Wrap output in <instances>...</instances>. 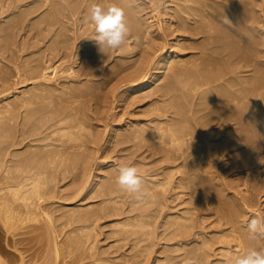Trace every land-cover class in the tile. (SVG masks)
I'll list each match as a JSON object with an SVG mask.
<instances>
[{"label": "rangeland", "instance_id": "374dc122", "mask_svg": "<svg viewBox=\"0 0 264 264\" xmlns=\"http://www.w3.org/2000/svg\"><path fill=\"white\" fill-rule=\"evenodd\" d=\"M12 1L14 2V4H17L18 6L20 5L18 8H14V10H16V11H18L20 9H24V8L26 9L27 7H33V6H35V7L38 6L37 7L38 10L36 9L30 15H28L26 20L24 21V23H22V25L15 26V27H13V29L12 28L7 29L6 27H7L9 22L8 23H6V22L8 20H10V18L12 17V14H13V9L8 8L7 5L9 3L11 4ZM30 1H32V0H18V1L17 0H0V5L3 6V8L0 7L2 10V12L0 11V26H2L0 28V106H3V108H4L5 105H7L6 102H9V104L11 103L9 106L13 107L14 109L18 108V109H16L18 112V116L16 117V119L20 122L19 123L20 125H21L20 120L22 119V117L25 114H28L29 116L31 115L32 117L28 116L29 122L31 123L30 126L33 125L32 122H34V125H36V126L33 125L35 128V129L33 128L34 130L30 129L28 127L30 129V135H29L28 139L30 138L29 140H33L35 138V136L38 137L41 135V137H42L43 134H46L42 137V139H43L42 141L45 144L49 143L50 145L49 146L47 145L48 147L47 146L42 147V145L44 143L41 141V139H39L41 142L39 140L37 141V139L33 140V142L35 144H37V145L32 146L34 148L27 147V146L22 147L23 144L21 146L20 145H18V146L11 145L9 143V142H11L10 134L11 135L13 134V131L15 130L14 127L17 126L16 120L14 121L11 119V116H12V113H11L12 108H11L8 112H3V114L0 113V151H1L0 152V157H1L0 160H4V161L6 160L7 161L5 163L7 165L3 164L2 168H4V166L5 167L8 166V167H6L8 169V171H12L13 167H11L12 166L11 161L9 162V160H11L10 158L13 157L12 152H13V154H15L20 149L18 151V153H16V154H20L19 152L23 153L26 150L28 151V148H29V150L31 149V150L35 151V154H37L36 160L34 161L33 164H37V165L41 166L42 168H46V172H45L44 176L46 178V192H47L46 197H48V204L53 209L55 207L58 208L57 210H53V209L51 210L52 215L53 216L55 215V217H53V218L56 219V225H58V227L63 225V229H62L63 231H60V237H59L60 241L62 242L61 243L62 247H61L60 255L58 257L57 264H72V262L74 260H76V258L78 259L81 256L82 257L85 256V257H83L84 259L80 263L90 261V258H88L86 256V254H88V253H90L91 256L93 255L94 258L98 257V259L102 260L104 263H108V262H106L107 260L111 261V262H109L110 264H119V263L123 264L124 262H126V260H127V262L124 264H133L134 259L136 260V261H134V263H137V260H140V262L139 261L138 262L141 264H162V263L163 264H169L170 262L172 264H181V263L182 264H189L188 261L185 262V260L181 259L182 256H180L181 258L179 256L178 257L176 256L180 253H183V250L177 248V246L176 247L173 246L174 240L170 237V232L173 229H175V225H176L175 220H174L175 215L177 213H181V211L183 212V209H185V207H186L185 205L188 206V204L185 202H184L185 204H183V203L179 204L180 200L181 199L186 200L188 197H191L194 199H199L202 196V193H204L203 195H205V197H207L205 200H208L209 198H210L209 200L213 199L212 204L209 205L210 207L207 206L206 207L207 210H204V211H206L208 213L210 211V209H211L210 212L218 209V211L220 210L219 211L220 213H218V214L224 215V213H226L225 212L226 210H224L222 207L223 202L221 199L224 198L227 194L232 193V191H234V189L239 191L241 187L244 188V186H242L243 184L241 182L245 178V177L243 178V176H245V174L244 173L242 174V172H243V170L245 172L246 169H248V171H249V173L246 172L249 174L246 177H247V179L248 178L252 179L250 181H252L251 183H253L252 184L253 186L255 185L254 188L256 189V193L258 194L257 190L259 192L261 191L262 193L260 192L258 194L259 200H257L258 203L255 204L258 206H256V207L254 206V208L249 206L248 209L247 208L244 209L246 211H244L243 213H242V211H243V208H242V211H240L241 215H242L240 217V219L244 218L246 220V224H247L249 222L250 218H252L253 216H258V215L261 217H262V215L264 216V142H263L264 140L261 141L262 137L264 138V135H263L264 134V120L261 121L262 119H264L263 118L264 116L261 117V116H259L260 114H256V113H252L248 116V120L249 119L250 120L249 121L247 120L249 122L247 124V127L237 125L236 130H235L236 132H238L240 130L239 132H241L242 135L249 136V139H250L249 142H251L254 145L252 146L251 143L245 142L244 140H242L243 141L242 143L241 142L238 143V145L236 146V149L238 152L235 155V152H236L235 151L233 153V156L234 155L235 156L232 157V159H234V160H232V159H230V161L228 160L229 164H227V165L225 164V162H224L225 165H223V162H220L216 168L220 172H218L216 169H213V171L216 170V172L218 174V175L216 174L217 176L214 173H213V175L211 174L210 176H207V177L203 176L202 177L203 179L201 178V180L200 179L198 180L199 182L197 181L198 184L201 182L200 183L201 186H199L200 184L198 185L196 183V184H194V186H196V187H194V186H193V188L191 187L192 189L201 187L202 188V189L200 188L201 190L195 189L194 190L195 192H194L191 188L190 189L185 188V190H184V188L183 189L182 188H180V189L176 188V189H173V191L171 193L169 191L171 187H170L169 183H167V184H165V186H167V187L169 186V187H168V189H166L167 187H164V189H166V191L163 190L164 193H162L163 191H161V188H159V187H158L159 189L156 188V191L160 190L158 192L160 195H161V193L163 194V195H161L162 198L160 195H159L160 198L157 196L160 200V203L156 197H153L150 199L148 194H146L147 197L143 198L144 200L142 199V201L139 200L138 201L139 203L135 202V203H138L135 206L133 201H137V200H135L133 198V196L129 197V196H131V195H129V193H126V192L120 190L117 183H116V179L119 176V174H118L119 168L121 166H130V165L137 166L139 173L141 175V179L144 178L142 183H145L144 181H146V184H147L149 182V180H156L157 178L160 180L164 177V174L166 173V171L163 168H164L166 162L164 164V159L161 156L162 155L161 152H154L155 149L154 148L152 149V147L154 146L153 140L151 141V139L150 140L148 139L145 142H142V144H140L139 147L136 149L135 147L132 148V145L134 144L132 141H127L126 143L125 142L119 143V145H117L118 143L113 142V140L114 141L116 140V137L114 139V138H112V136L114 135V133L116 134V132L118 133L121 130H124V129H127V128L134 126L135 122L136 123L140 122V124H141V122H143L144 124H147L146 123V122H148L147 120H149V122L151 124L154 122L153 125L155 123L161 122L162 120H163L162 121L163 123L161 122L162 126L164 125V123L166 125V120H167L169 125L172 124L171 127L173 125H176V123L177 124L181 123L183 125H187V121L179 119L177 114H175L174 112H175V110L176 111L178 110V106H180L182 108V111H184V107H182L183 106L182 102H184L183 96L185 93V89L183 86L185 84V81H183V79L186 80L189 71H191L194 68V65L199 61V60L196 61V59H198V56L200 55V53L197 49H195V48L192 49V47L191 48L190 47H184L183 48V44H185L186 42H188V43H186L187 45L200 43L202 41L201 40V38L203 36L202 34H200V33H198L200 35L193 34L196 37H194V36L191 37L192 36L191 35V36H189V37H191L190 38L191 40L186 41V42L185 41H179V43H177V45L173 47L174 50H173L172 54H170V56L169 55L167 56V58L169 57L168 59L170 61V60H174L173 59V55H174V57L176 56L175 60H178L179 62L177 64L175 63V66L173 64L172 67H171V63L162 64V68H160L158 70L159 72L156 75L155 80L149 86H144L139 90L133 91L132 93L131 92L127 93V92H125V89H127L126 87H128L129 84L126 85L125 81L129 80V78H130L129 81H132V80L136 79L134 77H137V74L139 71V64L141 62L140 58L142 60V54H143V52H142L143 49L141 47H143L144 44L142 45V42L145 43L147 41V38L149 37L147 34H143V35H141V37H140V35H138V36L133 35V36L128 37L130 39L126 38L127 40H125L124 42L129 41L128 43L130 46H128V48L122 50L125 53L120 52L119 50L117 51V49H115L116 51L114 49H109L110 51L108 49H104L103 51H101L100 46H99V48H98L99 50L97 52L96 58L93 60L94 63L86 62V58L84 57L85 53H83V51L85 49L84 47L88 46V45L94 46V44L96 43L92 39V36H94V35H92L91 37L89 36L92 32L91 31L92 23L88 22V19H89L88 15H87L88 9L91 7V5L93 3H96L100 7L104 8L105 11H107V9L112 6V3L109 5V2H108V3H106V5H107L106 6L105 3L98 2L96 0H89L88 2H87V0H84V1L83 0H81V1L80 0H73V1L72 0H66L67 2L65 0H41V1L38 0V2H35V3L31 2L32 4L29 3ZM64 1H65V3H64ZM155 1L161 2L162 0H160V1L155 0ZM133 3H134V5H136L135 7H137L136 9L138 10V12L136 9H135L136 11L135 10L132 11V17L136 14V16H134L133 18L135 20L137 19L138 22H139V20H140V22H142L140 24H141V27L143 26L144 30L146 29L145 26H148L149 24H151V21H152V23H153V21L154 22L156 21V19H155L156 17H152V14L158 16L160 19L163 18L162 20H164V19L174 20L175 17L173 15H175L176 12H178V11H174L175 9H177V6H175V4L169 0L167 2L162 1L161 5L159 7V10H158V12H160V13L153 12L154 10H152L151 6H149L150 5L149 0H138V1L136 0ZM137 3H138V5H137ZM5 4H6V6H4ZM65 4H67V5H65ZM11 6H13V4H11ZM85 6H87V7H85ZM5 7H7V8H5ZM68 8H70V10ZM86 8H87V10H86ZM6 9H8V10H6ZM73 11H76V13ZM171 13H173V14H171ZM73 14L75 15L74 17L72 16ZM49 17H50V19H49ZM141 18H143V19L141 20ZM42 19L46 20V21H43ZM145 19H146V21H145ZM144 23H145V25H143ZM5 24H6V26H5ZM89 29H90V31H87ZM74 32H76V33H74ZM80 32H81V34H80ZM82 32H83V34L84 33L85 34L83 35ZM88 33H90V34H88ZM180 33H182V32H180ZM143 36L145 38V41H144ZM74 37H76V38H74ZM61 38H62V40H61ZM142 38H143V40H142ZM195 38H198V39L200 38V39L197 40ZM63 40H64V42H63ZM61 42L63 45L61 44ZM53 43H54V45L52 46ZM138 43H139V45H138ZM81 45L83 46V48L81 47ZM96 46L98 47L97 44H95V47ZM51 47H53V48H51ZM104 51H105V53H104ZM126 51H128L129 54H127ZM182 55H184V56H182ZM84 62L86 64H84ZM88 63H89V65H88ZM15 64H17V65H15ZM93 64L95 67L93 66ZM34 66H35L37 72L43 71L48 77L51 78L50 84L53 86V88H57V87L58 88H57V90L55 89L56 92L54 90V92H53L54 95L52 93L51 96L48 97L50 100H52L51 102L49 101V99L47 97H45V99L44 98H36V99L33 98L32 102L30 103V107H29V105H27V107L30 108V112H29V109L26 108L25 106H23L19 110V107H21V106H19V104L15 101L18 99H21V97L26 98L27 93H25V92H28V97H29L30 96L29 94L32 93L33 91H35V89L33 87H31V86H34L35 83H34V81L29 80V81H26V82L24 81L22 83L14 85L13 82L15 80L23 81V77H24V76H22L23 71L24 70L28 71L29 69L31 70ZM137 66H138V68H137ZM38 69H39V71H38ZM90 70L93 71L92 74H90V73L88 74V71H90ZM133 73H135V74H133ZM131 77H133V78L131 79ZM21 78H22V80H21ZM187 80H186V82H187ZM80 81H81L82 85L79 86ZM35 82L36 83L40 82V79H38V81L35 80ZM8 85L10 87L11 86L12 87L9 88ZM64 85H66V87ZM6 87L9 89H6ZM88 87H89V89H88ZM95 87H97L98 90H96L97 88L94 89ZM27 88H30V89H27ZM154 88L159 90V91H156L157 92V93H155L156 95L155 94H153V95L147 94V96L149 98V99H147V97H145L146 96L145 94L149 93L150 90H152V89H153L152 91H154ZM93 89L95 90V92ZM179 89H180L181 93L183 92V94H182L183 96H180L181 94H179V91L177 92V90H179ZM36 91L38 92V90H36ZM85 92H86V94H85ZM160 92H161V94H160ZM124 93H125V97H124ZM133 94H135V95L133 96ZM157 94L160 96H158ZM16 95L17 96L20 95V96H18V99H17ZM72 95H73V98L71 97ZM89 96H91V97H89ZM142 96H144V97L142 98ZM149 96L150 97L153 96L151 98L153 101L150 99ZM178 96H180V97H178ZM46 98L48 99V101ZM134 98L135 99L138 98V101H137V99L134 100ZM140 98H142V99L140 100ZM180 98H182V99H180ZM34 99H35V102H34ZM73 99H76V102L75 101L73 102ZM112 99H113V102H115L114 106L112 105L113 104ZM180 100H182V102ZM255 100L257 101V105L261 104L264 106V104H263L264 101H261L263 103H260L259 99H255ZM39 101H40V103H38ZM171 101H173V102L171 103ZM47 102H50L49 105ZM32 104H33V107H31ZM42 104H43V106H42ZM170 104H171V107L174 108L175 110L171 109ZM175 104H178V105L176 106ZM41 106L42 107L45 106L46 108H42ZM167 106H168V109H167ZM162 107H163V110H165L166 112L162 110ZM25 108L28 109V113L23 111V110H26ZM35 108L37 111H35ZM37 108H39V109H37ZM43 109H45V111H43ZM172 110H173V114H171ZM33 111H35V113ZM39 111H42V112H39ZM31 112H32V114H31ZM37 112H39L38 115H37ZM34 114H35V116H34ZM157 115H160V116H158V117H160V119L157 118ZM40 116H42L43 119ZM64 117H65V120L61 121L58 124V127H61V126L63 127V126H67L71 123L72 124L76 123L77 121H82V122H84L83 123L84 125L86 123V125L90 126L91 130L93 128L94 132H93V130H92V132L94 134L97 133V134H95V138L96 137L98 138V135L101 136L100 138L96 139V140H99L98 142H100V143H98V144L90 143L88 141V139H86L87 134L84 130L78 131V129H77V130H75L76 131L75 132L73 129V130H71L72 134H74V135L83 134V135L80 136V138L74 143V144H76V143H78V144L74 145L73 148H68L67 146L73 142L72 140H69V142L66 141L68 139V136H67L68 134L66 136L62 132H56V133L52 134L50 132L52 129L48 128L46 130L45 126H44V125H46V127H48L53 122V120H56L57 118L64 119ZM32 118H33V120H32ZM34 118L36 121L34 120ZM162 118H164L165 120ZM175 118H176V120H180V121H176ZM51 119H52V121H51ZM38 120H40L41 122H39ZM45 121H47V122H45ZM144 121H146V122H144ZM183 121H185V122L183 123ZM143 123H142V125H143ZM150 123H149V125H151ZM89 124H91V125H89ZM20 125L18 127H16V129L17 128L20 129ZM249 125H250V127H249ZM239 127L240 128L242 127V128L240 129ZM10 128H11V130H10ZM37 128H38V131H37ZM237 128H239V130H237ZM43 129H45V130H43ZM116 129L118 131H116ZM61 134H62V136L63 135L64 136L62 137ZM110 134H111V136H110ZM259 136H260V138H259ZM45 138H46V140H45ZM108 138L110 140H108ZM253 138H255V139H253ZM257 139H259L260 141L259 140L257 141ZM1 140H3L4 142H2ZM254 140H255V143H254ZM35 141H37V142H35ZM64 141H65V143L67 142L66 145L62 144V146H61V144H60V146H59V143H64ZM83 141H84V145H83V149H82L80 144L83 143ZM33 142L31 141L30 143H32V145H33L34 144ZM148 142H150V143H148ZM257 142H259V143L257 144ZM260 142L262 143V147H261ZM120 144H121V146H120ZM248 144H250V146H251L250 148H249ZM77 145H78V147L79 146L80 147L79 148L75 147ZM94 145H95V147H94ZM147 145H148L149 149L147 148ZM35 146H37V147H35ZM85 146H87V147H85ZM91 146H92V149H91ZM16 147H20V148H18L16 150L15 149ZM57 147L60 149H58ZM22 148L26 149V150L23 151ZM133 149H136V151L135 150L133 151ZM70 151H72V152H70ZM88 151H90V153ZM47 152H49L48 156H46ZM64 152H65V154H63ZM128 152H130V153L128 154ZM50 153H51V155H50ZM55 153H57V156H56L57 158L53 157V156H55ZM80 153H82V154H80ZM61 154H63V155H61ZM85 154H89V156L91 154V156H92V158L90 157L92 159V161L89 158V160L91 161V166H93L92 172H91V176L89 178L88 188L83 192L82 195L76 196V192H74V187L76 185L74 186V184H77L78 180L83 177L81 175L82 173L79 174L80 172H78V170L82 171L80 168L81 167L80 166V159L82 157H84ZM237 154H241V155H237ZM242 154H243V156H242ZM42 155H44V159L42 158ZM247 155L249 157V161L251 162L252 166L249 165V163H250L249 161L241 162V160H239L242 157L247 156ZM45 156H46V158H45ZM58 156H60V157H58ZM237 156H238V158H237ZM52 157H53L52 160H54L52 162L53 164L52 165L47 164V162L50 161ZM251 157H252V159L250 160ZM47 159H49V160L47 161ZM253 160H254L255 164L252 163ZM137 161L140 163V165L136 164ZM228 161H227V163H228ZM235 161H237V162H235ZM230 162H231V164H230ZM44 164L47 166H45ZM234 164H238V165L235 166ZM239 164H241V165L239 166ZM246 164H248L249 166L247 167ZM261 164L263 167L261 166ZM161 166H163V167H161ZM237 166H238V168H237ZM241 166H242V169L240 170L239 167H241ZM245 166H246V168H244ZM258 166H259V169H258ZM9 167H11V168H9ZM64 167H67V168L65 169ZM232 167H235L236 169L232 168ZM2 168L0 169L1 170L0 175L2 173ZM55 168L57 171H55ZM60 168H63V169H60ZM60 170H62V171L65 170V171L62 172ZM221 170H223V172H221ZM238 170L240 172L241 171L242 172L239 173ZM236 171H238V172L236 173ZM60 172L62 174L63 173L64 174L62 175ZM116 172H118V173H116ZM219 173L222 174L221 178L223 177L224 180H222V179H220L221 181L219 180V177H220ZM115 174L117 176H114ZM211 176H213V178ZM210 177L212 178V180H210ZM214 179L217 183L214 181ZM237 179H238V181L240 179L241 180L238 182ZM47 180H50V182L48 183ZM204 180H206L208 183L205 182ZM222 181L227 184V189H225L227 192L226 191L223 192V191H221V189H217V187H212L213 184H215V185L221 184ZM204 182H205V185H204ZM211 182H212V184H211ZM235 182L237 184H240L241 187H238V186L236 187L237 184ZM149 183H148V186H151L152 184L151 183L149 184ZM224 183H222V184H224ZM229 183L231 186H229ZM209 184H210L212 189L210 188ZM233 184L234 185L236 184V185L234 186ZM207 185H208V187H206ZM202 186L204 187V189ZM229 187H231V188H229ZM233 187H234L233 190H229V189H232ZM214 188H216V189H214ZM167 190L169 192L168 196L166 193ZM180 190H181V192L184 191V193L182 194L181 192H179ZM212 190H214V192H216V193H214ZM216 190H219L220 193H219V191L217 192ZM185 191L186 192L191 191V193L185 194ZM209 191H211V192L209 193ZM74 193H75V195H74ZM109 193H110V196H108V198H107V195ZM173 193L174 194L177 193L180 200L178 198L175 199V197H177V196H175ZM212 194H214V195H212ZM215 194H216V197H215ZM218 194H219V196H218ZM257 194H255L256 198L258 196ZM73 195H74V197H73ZM182 195H184V196L182 197ZM188 195H190V196H188ZM64 197L65 198L69 197V198H68V200L66 199L67 200L66 201L64 199ZM170 197H172V198L170 199ZM218 197H219V200H218ZM72 198H73V200H72ZM104 198L105 199L107 198L108 200L105 201ZM131 198H133V199H131ZM163 198L165 200H162ZM174 199L175 200L178 199V200L174 201ZM260 199H261V201H260ZM130 200H132V201L130 202ZM108 201H109V203H108ZM153 201H155V202H153ZM145 202H147V203H145ZM162 202L163 203L165 202L168 206H170L171 209L166 204L164 205ZM173 202H174V204H173ZM131 203H133V204H131ZM216 204H217V206H216ZM213 205L216 207H213ZM218 205H220V206H218ZM174 206H175V209H174ZM141 207H143V209ZM211 207H213V208H211ZM179 208L181 209V211H179ZM214 208H216V209H214ZM250 208L252 210H250ZM176 209H178V210H176ZM254 209H255V212H254ZM221 211H223V213H221ZM256 211H257V213H256ZM82 213H84L87 217L90 215L91 216L90 218H92V220L94 219L93 220L94 221L93 227H90L87 229V231L90 232V236H89V239L85 242L82 239V236H83V234H85L86 230L76 229L72 232L70 231V229L73 226L82 225L83 221L81 222L80 220H76L77 215L80 216ZM138 213L149 214L148 216H150V217L144 216L145 217L144 219L148 222L150 221L151 226H142L141 224H139L136 220L137 218L135 217ZM173 213H174V215H172ZM259 213H261V214H259ZM150 214H152V216ZM56 216H60V217H56ZM216 216L217 215H215V216L213 215V217H211L210 220L216 219L217 218ZM214 217H216V218H214ZM172 221H174L173 222L174 225L172 224ZM137 224H139V225H137ZM213 229H214V227L212 225L211 227H208L205 230L211 231ZM132 230H134V232H130ZM0 231H1L0 232V243L3 244V246H6V245H4L6 243V244L10 245L11 247H12V243H14V245H16V246L18 245L17 251L18 252L22 251L21 253L25 254V255L24 254L23 255L26 257L27 260H30L32 255H37V254L38 255H44L45 251H47L49 258L51 259V261H53L54 254L52 252L51 246L47 245L45 242V238L40 237L37 232H32L29 234L31 241H29V243H28V240H24V241L22 240V237L26 236V234L25 235L21 234L22 236H20V233L16 234L17 238H15V236L13 237L12 235L7 234L6 235L7 239L5 240V238H4L5 234L3 233V231L1 229H0ZM148 231H149L150 235H149V233H147ZM131 233H133V234L131 235ZM128 234H129V236H128ZM210 234H212V236H214L213 232L209 233V235ZM164 235H166V236H164ZM11 236L13 237L14 242L12 241ZM14 238L16 240L17 239H19V240L16 241ZM8 239H9V242H8ZM261 241H260L261 244H259V246H258L259 248H257V249H263L264 240H261ZM82 243H85V245L82 246ZM213 243L215 244L214 241H213ZM213 243H212V248H216L218 244L214 245ZM88 245H90V247H91L90 249H88V248L86 249V247ZM11 247H6V249H8L9 251H13V248H11ZM177 251H179L180 253L173 254L174 252H177ZM82 253H84L85 255ZM0 254L4 258L6 257L5 258L6 260L8 259V256H6L5 253L0 252ZM86 257H87V259H86ZM124 258H126V260ZM162 259L164 261H161ZM173 259H174V262H172ZM39 261H41V259ZM182 261H184V263Z\"/></svg>", "mask_w": 264, "mask_h": 264}, {"label": "bare ground", "instance_id": "6f19581e", "mask_svg": "<svg viewBox=\"0 0 264 264\" xmlns=\"http://www.w3.org/2000/svg\"><path fill=\"white\" fill-rule=\"evenodd\" d=\"M65 1H64V3H65ZM88 1L89 0H87V2ZM96 1L105 3V5H106V3L109 2V5L112 3V5L115 4V5L124 9V11H125V26L128 28V33L126 35V38H128L129 36H133V35H137V36L140 35V37H141V35H143V34H147L149 36L145 43L142 42V45L144 44L143 47H141L143 49L142 60L140 58L141 62H140V64L138 63L139 64V71H138L137 77L133 76L136 79L129 81L130 78L128 77L129 80L125 81L126 85L129 84V86L126 87L127 89H125V92H127V93H129V92L132 93L133 91L139 90L144 86H149L155 80V77L159 72L158 70L160 68H162V64L171 63V67L173 66V64L175 66V63L177 64L179 62L178 60H175L176 56L174 57V55H173L174 60H170V61L168 59L169 57L167 58V56L168 55L170 56V54H172V52L174 50L173 47L176 46L177 43H179V41H185V42L189 41V40H191L190 39L191 37H193V36L196 37L193 34L200 33L203 35L201 38L202 41L200 43L194 42L195 44H192L193 43L192 42L191 43L192 45H187L186 43H188V42H186L185 44H183V48L184 47H190V48L192 47V49L195 48L200 53V55L198 56V59H196V61H198V60L199 61L194 65V68L191 71H189V73H188V76L186 78V80L188 79L187 82H186V80L183 79V81H185V84L183 83L184 84L183 87L185 89L184 96L182 95L183 92L181 93V91H180L181 88L179 90H177V92L179 91V94H181L180 96H183V98H184L183 99L184 102H182V100H180L183 103L182 107H184V111H182V108L180 106H178V110L176 111L174 108L171 107V104H170L171 109L175 110L174 113L177 114L179 119L186 120L187 125H183L181 123L180 124L176 123V125H173L171 127L172 124L169 125L167 120H166V125L164 123L163 126L161 124V122L163 120L161 122H159L160 121L159 120L158 121L159 123H155L154 125H153L154 122L151 124L149 122V120H147V121L151 125H149V123L146 121H144V122H146L147 124H144L143 122H141V124H140V122L137 121L138 123L135 122L134 126L127 128V129H124V130H121L118 133L116 132V134L114 133V135L112 134L113 135L112 138L115 139V137H116V140L115 141L113 140V142L118 143L117 145H119V143H123V142L126 143L127 141H132L134 143L132 145V148L135 147L136 149L139 147L140 144H142V142H145L148 139L149 140L151 139V141L153 140L154 146L152 147V149L153 148L155 149L154 152H161L162 153L161 156L164 159V164L166 162V164L163 168V169H165L166 173L165 174L163 173L164 177L160 180L158 178H157L158 180L157 179L156 180H149V182L152 184L151 186H148V183H149L148 181H147L148 182L147 184H146V181H144L145 183H142V188L146 189L147 194H148L150 199L153 197H156L160 203V200H159L160 194L158 193L160 190L156 191V188L157 189L161 188V191H163V190L166 191V189H168V187H169V186L168 187L165 186V184H167V183H169V185L171 187L169 190L171 193H172L173 189H176V188H179V189L184 188V190H185V188H187V189H190L191 187L193 188L194 184H196L199 179L201 180V178L203 176L207 177V176H210L211 174L213 175V173L216 175L217 174L216 168L220 162H223V165L229 164L230 159H232V157H234L236 155V153L238 152L236 149V146L238 145V143H240V142L242 143L243 142L242 140H244L245 142L251 143V142H249V140H250L249 136L242 135V133L239 132L240 127L237 128V130H239L238 132H236L235 130H236L237 125L247 127V124L249 123L248 121L250 120V119L248 120V116L252 113L260 114L259 116H261V117L264 116V106L261 104L257 105V101L255 100V99H259L260 101L259 100L258 101L260 103H263L261 101H264V0H169V1H172L175 4V6H177L178 10L175 9L174 11H178V12H176V14L173 15L176 19L174 18V20H169V19L162 20L163 18L160 19L158 16L152 14V17H156L155 18L156 21L155 22L153 21L154 24L152 23V21H151V24H149L147 22L149 25L147 24L148 26H145L146 27L145 30L143 29V26L141 27L140 23H142V22H140V20L138 22L137 19L135 20L133 18L134 16H136V14L132 17V11H134L137 8V7H135L136 5H134V3H133L136 0H96ZM162 1L167 2L168 0H162ZM162 1L157 2L155 0H149V2H150L149 6H151L152 10H154L153 12H156V13L158 12ZM12 2H11V4H13V6H11L10 3L7 5L8 8L13 9L12 17L10 18V20H8L6 22V23L9 22L7 27H6L7 29L8 28L13 29V27H15V26L22 25V23H24V21L26 20L27 16L30 15L38 7V6L37 7L33 6V7H27L26 9L25 8L24 9L19 8L20 10L16 11V10H14V8H18L20 5L18 6L17 4H14V2L13 3ZM31 2L35 3V2H38V0H32L29 3H31ZM6 4L4 6H6ZM65 5H67V4H65ZM137 5H138V3H137ZM0 7L3 8V6H1V5H0ZM7 7H5V8H7ZM85 7H87V6H85ZM1 8H0V11L2 12ZM68 9L70 10V8H68ZM102 9H104V8H102ZM6 10H8V9H6ZM86 10H87V8H86ZM73 12L76 13V11H73ZM137 12H138V10H137ZM158 13H160V12H158ZM171 14H173V13H171ZM72 16L74 17L75 15L73 14ZM49 19H50V17H49ZM142 19L143 18H141V20ZM43 21H46V20H43ZM145 21H146V19H145ZM143 25H145V23ZM5 26H6V24H5ZM1 27L2 26H0V28ZM87 31H90V29ZM91 31H92L91 34L88 33V34H90L89 35L90 37L92 35H96L95 26L93 24H92ZM180 32H182V33H180ZM74 33H76V32H74ZM80 34H81V32H80ZM82 34H83V32H82ZM200 34H198V35H200ZM189 36H191V37H189ZM74 38H76V37H74ZM143 38H144V36H143ZM143 38H142V40H143ZM128 39H130V38H128ZM195 39L199 40L200 38L199 39L195 38ZM61 40H62V38H61ZM64 40H63V42H64ZM125 40H127V39H125ZM144 41H145V38H144ZM128 42H124L121 45V47L119 49H117V51L119 50L120 52L125 53L122 50H124V49L128 48V46H130ZM61 44H62V42H61ZM95 44H94V46L88 45V46L84 47L85 49H84L83 53H85L84 57L86 58V62L94 63L93 60L96 58L97 52L99 50L98 49L99 45H98V47L97 46L95 47ZM53 45H54V43L52 44V46ZM138 45H139V43H138ZM81 47L83 48L82 45H81ZM51 48H53V47H51ZM105 49H107V48H105ZM126 52H127V54H129L128 51H126ZM104 53H105V51H104ZM182 56H184V55H182ZM84 64H86V63L84 62ZM15 65H17V64H15ZM88 65H89V63H88ZM93 66H94V64H93ZM137 68H138V66H137ZM24 71H23V75H22V76H24L23 81L15 80L13 82L14 85H17V84L22 83L24 81L26 82V81L32 80V81H34L35 84H34V86H31V87H33L35 89V91H33L32 93L29 92L30 93L29 97H28V92H25V93H27L26 98L21 97V99H18V96H20V95H18V96L16 95L18 100H16L15 102H17L19 104V106H21V107H19V110H20V108L25 106L26 108L29 109V112H30L29 107H30V103L32 102L33 98H35V99L36 98H44L45 99V97L48 98L49 96H51V94L54 92L55 89L57 90L58 87L53 88V86L50 84L51 78L48 77L43 71H41L42 72L41 73L39 71V69H38L39 72H37L35 66L31 70L29 69L28 71H26V70H24ZM89 73L92 74L93 71L90 70V71H88V74ZM133 74H135V73H133ZM133 77H131V79ZM38 79H40V82L36 83L35 80L38 81ZM21 80H22V78H21ZM80 85H82L81 81H80L79 86ZM64 86L66 87V85H64ZM11 87L9 86V88H11ZM9 88L6 87V89H9ZM96 88L97 87H95L94 89H96ZM27 89H30V88H27ZM88 89H89V87H88ZM36 90H38V92ZM56 90H55V92H56ZM96 90H98V88ZM152 90H150L149 93L145 92L146 96L143 93L142 94L145 97H147V99H149L147 94L153 95V94L157 93L156 91H159L155 88H154V91H152ZM94 92H95V90H94ZM85 94H86V92H85ZM160 94H161V92H160ZM53 95H54V93H53ZM134 95L135 94H133V96ZM144 96H142V98ZM158 96H160V95H158ZM180 96H178V97H180ZM71 97L73 98V95ZM89 97H91V96H89ZM124 97H125V93H124ZM152 97H150V99ZM142 98H140V100ZM35 99H34V102H35ZM48 99H47V101H48ZM136 99L138 101V98H136ZM136 99L134 98V100H136ZM180 99H182V98H180ZM49 101L51 102L52 100L49 99ZM74 101L76 102V99H73V102ZM50 102H47L48 105ZM112 102H113V99H112ZM172 102L173 101H171V103ZM6 103H7V105H5L4 108H3V106H0L1 107L0 113L3 114V112H8L12 108L11 119L14 121L16 120V125H17L16 127H18L20 125L19 124L20 122L16 119V117L18 116V112L16 109H18V108L14 109L13 107L9 106L11 103L10 104H9V102H6ZM38 103H40V101ZM43 104H42V106H43ZM114 104H115V102H113L112 105L114 106ZM27 105H29V107H27ZM175 105L177 106L178 104H175ZM31 107H33V104ZM42 108H46V107L44 106ZM28 109L23 110V111L28 113ZM37 109H39V108H37ZM167 109H168V106H167ZM162 110H163V107H162ZM35 111H37L36 108H35ZM35 111H33V112L35 113ZM43 111H45V109H43ZM163 111H165V110H163ZM39 112H42V111H39ZM39 112H37V115L39 114ZM31 114H32V112H31ZM171 114H173V110H172ZM28 116H29L28 114H25L22 117V119L20 120L21 121L20 129L19 128L16 129V127H14L15 130L14 131L12 130L13 134L12 135L10 134L11 142H9L11 145H13V146L20 145L21 146L23 144L22 147H24V146L32 147L34 145H37L33 142L34 139L35 140L37 139V141L39 139H41V141H42L43 140L42 137L44 135H46V134H43L41 137V135L39 134L40 136H38V137L35 136V138L33 140H29L30 138L28 139V137L30 135V129H33L34 126H36V125H34V122H32V121L31 122L34 126L33 125H32L33 127L30 126L31 123L29 122L28 118L31 115L29 117ZM34 116H35V114H34ZM158 116H160V115H157V118L160 119V117H158ZM40 117L42 118V116H40ZM162 119H164V118H162ZM32 120H33V118H32ZM34 120H35V118H34ZM40 120H38V121L41 122ZM63 120H65V117H64V119L57 118L56 120H53V122L48 127H46V125H44V126H45L46 130L48 128L49 129L51 128L52 130L50 132L52 134L56 133V132H62L63 134H65V136L68 134L67 135L68 139L66 141L67 142H69V140L73 141L72 143H70V145L67 146L68 148H73L74 145L78 144V143H76V144H74V143L80 138V136L83 135V134L77 135L75 133L76 132L75 130H77V129H78V131L84 130L86 132V134H87L86 139H88V141L90 143H92V144L93 143L94 144L100 143V142H98L99 140H96V139L100 138L101 136L98 135V138L97 137L95 138V134H97V133L94 134L93 128H92V130H93V132H92V130L90 129V126L86 125V123L84 125L83 124L84 122L77 121L76 123H73V124L71 123L67 126L58 127V124ZM175 120H176V118H175ZM263 120L264 119H262L261 121H263ZM51 121H52V119H51ZM176 121H180V120H176ZM45 122H47V121H45ZM184 122L185 121H183V123ZM142 123H143V125H142ZM89 125H91V124H89ZM249 127H250V125H249ZM11 128H10V130H11ZM38 128H37V131H38ZM45 129H43V130H45ZM73 129H74V131H75L74 133L76 135L71 133V130H73ZM116 131H118V130L116 129ZM61 136H62V134H61ZM110 136H111V134H110ZM259 138H260V136H259ZM253 139H255V138H253ZM45 140H46V138H45ZM108 140H110V139L108 138ZM258 140L259 139H257V141ZM263 140H264V138L262 137L261 141H263ZM1 141L4 142L3 140H1ZM31 141L34 143L33 145H32V143H30ZM37 141H35V142H37ZM66 143H65V141H64V143H59V146H60V144H61V146H62V144L66 145ZM148 143H150V142H148ZM254 143H255V140H254ZM258 143L259 142H257V144ZM47 145L49 146L50 144L44 143L42 145V147H46ZM80 145H81V148L83 149L84 141ZM253 145L254 144H252V146ZM120 146H121V144H120ZM248 146H249V148L251 147L250 144H248ZM35 147H37V146H35ZM75 147H78V145ZM85 147H87V146H85ZM94 147H95V145H94ZM261 147H262V143H261ZM18 148H20V147H16L15 149L17 150ZM32 148H34V147H32ZM147 148H148V145H147ZM58 149H60V148H58ZM91 149H92V146H91ZM136 149H133V151L134 150L136 151ZM24 150H26V149H23V151ZM18 151L16 153H18ZM70 152H72V151H70ZM88 152L90 153V151H88ZM234 152H235V155L233 156ZM16 153L13 154V152H12L13 157L10 158L11 160H9V162L11 161V165H12L11 167H13L12 171H8V169L6 168L8 166H6V167L4 166V168H2L3 164H5L7 161L6 160L5 161L0 160V169L2 168V173L0 175V229L5 234L4 235L5 240L7 239V237H6L7 234H10L13 237L15 236V238H17L16 234L20 233V236H22L21 234H23V235L26 234V236L22 237V240L23 241L28 240V243H29V241H31L29 234L32 232H37L40 237L45 238L46 244L51 246L54 257H53V261H51V259L48 256L47 251H45L44 255H38V254L32 255L30 260H27L26 257L24 256L25 254L23 253L24 254L23 255L21 253L22 251L21 252L17 251L18 245L16 246V245H14V243L11 242L12 243V247H11L10 245H8L6 243L4 244L6 246H3V244L0 243V252H3L6 254V256H8V259L6 260L5 259L6 257L4 258L0 254V264H57L58 257L60 255L61 247H62V245H61L62 242L60 241L59 237H60V231H63L62 230L63 225H61L60 227H58V225H56V219L53 218V217H55V215L53 216L52 211H51L53 208L50 207L48 204V197H46V193H47L46 192V178L44 176L45 172H46V168H42L41 166H39L37 164H33L34 161L36 160V155H37V154H35V151H33L31 149L29 150V148H28V151L26 150L23 153L19 152L20 154H16ZM129 153L130 152H128V154ZM48 154H49V152L46 153V156H48ZM63 154H65V152ZM63 154H61V155H63ZM80 154H82V153H80ZM44 155H42L43 159H44ZM50 155H51V153H50ZM237 155H241V154H237ZM46 156H45V158H46ZM56 156H57V153H55V156H53V157H56ZM242 156H243V154H242ZM53 157L51 158L50 161H48L49 159H47V161H48L47 164H50V165L53 164L52 163L54 161V160H52ZM58 157H60V156H58ZM90 157L92 158L91 154H90V156H89V154H85L84 157H82L80 159V166H81L80 168L82 171L78 170V172H80L79 174L82 173L81 175L83 177L78 180L77 184H74V186L76 185L74 187V192H76V196L82 195L83 192L88 188L89 178L91 176L92 167H93V166H91L92 159ZM89 158L91 159V161L89 160ZM237 158H238V156H237ZM251 159H252V157L250 158V160ZM232 160H234V159H232ZM239 160H241V162H246V161H249V157L247 155V156L242 157ZM227 161H228V163H227ZM137 162H136V164L140 165V163L139 162L137 163ZM224 162H225V164H224ZM235 162H237V161H235ZM252 163H254V160L252 161ZM230 164H231V162H230ZM5 165H7V164H5ZM234 165L236 166L238 164H234ZM240 165L241 164H239V166ZM246 165L248 167L249 165H251V162L249 163V165L248 164H246ZM45 166H47V165H45ZM242 166L239 167L240 170L242 169ZM261 166H262V164H261ZM11 167H9V168H11ZM161 167H163V166H161ZM64 168L66 169L67 167H64ZM232 168H235V167H232ZM237 168H238V166H237ZM244 168H246V166ZM60 169H63V168H60ZM213 169H216V170H214L216 173L213 171ZM258 169H259V166H258ZM55 171H57L56 168H55ZM60 171H62V170H60ZM64 171L65 170H63L62 172H64ZM238 171H236V173ZM218 172H220V171H218ZM221 172H223V170H221ZM241 172L239 171V173H241ZM246 172L249 173L248 169H246L245 172H244V170L242 172V174L243 173L245 174V176H243V178L244 177L245 178L241 182L243 184L242 186H244V188H242L240 186V184L236 183L238 181V179H237V181L235 182L237 185L236 184L235 185H236V187L237 186L241 187L240 190L238 191V190L234 189V187H233L232 189H229V190L234 189V191H232V193L227 194L225 197L222 195L224 197L221 199L223 202L222 207L224 210H226L225 211L226 213H224V215L221 214L222 216L220 214H218V213H220L219 212L220 210L218 211V209L215 211H212V212H210L211 211V209H210V211L208 210L209 211L208 213L206 211H204V210H207L206 207L207 206L210 207L209 205H211L213 202L212 201L213 199L209 200L210 198L208 200H205L207 197H205V195H203L204 193H202L201 197L199 196L200 197L199 199H194V198L188 197V196H190V195H188L187 196L188 198L186 200H182V199L180 200L177 193H175V194L173 193L175 196H177V197L174 196L175 199L178 198L180 200L179 204H181V203H183V204L187 203L188 204V206L185 205L186 207H185V209H183V212L179 208V211H181V213H177L174 217L176 225H175V229H173L170 232V237L174 240L173 246H175V247L177 246V248L182 249L183 253H180L179 251H177V252H174L173 254L180 253L176 256L177 257L182 256V258L181 257L180 258L182 260H185V262L188 261L189 264H234V260L238 254H242L250 248H256V249L259 248L258 246H259V244H261L260 241L264 240V237L253 238L247 230V224L248 223L246 224V220L244 218L240 219V217L242 216L241 212H240V211H242V208H243V211H242V213H243L244 211H246L244 209H246V208L248 209L249 206L253 207V208H254V206L255 207L258 206L255 204L258 203V201H257V200H259L258 194L261 192V191L259 192L257 190L258 194L256 193V189L254 188L255 185L254 186L252 185L253 183H251L252 181H250L252 179H249V178L247 179L246 176L249 174ZM116 173H118V172H116ZM114 176H117V175L115 174ZM219 176H218L219 180L220 179L224 180L223 177L221 178L222 174H220ZM211 177L213 178V176H211ZM211 177H210V180H212ZM143 179H141V180L143 181ZM204 181L207 182L206 180H204ZM214 181H215V179H214ZM47 182L49 183L50 180H47ZM205 182H204V185H205ZM222 183H224V182L222 181ZM222 183L216 184V185L213 184L212 187H217V189H221V191L224 192V191H226L225 189H227V184L226 183L222 184ZM211 184H212V182H211ZM199 186H201V184ZM209 186H210V184H209ZM229 186H231L230 183H229ZM164 187H167V188L164 189ZM194 187H196V186H194ZM206 187H208V185ZM200 188H195V189H200ZM210 188H211V186H210ZM229 188H231V187H229ZM195 189H192V190L194 191ZM203 189H204V187H203ZM214 189H216V188H214ZM181 190L179 192H181ZM212 191L214 192V190H212ZM216 191L218 192L219 190H216ZM210 192L211 191H209V193ZM162 193H164V191ZM162 193H161V195H163ZM166 193L168 196V194H169L168 190ZM181 193L183 194L184 191ZM187 193H191V191H188V192L185 191V194H187ZM214 193H216V192H214ZM219 193H220V191H219ZM255 194L258 195L257 198H256ZM74 195H75V193H74ZM74 195H73V197H74ZM212 195H214V194H212ZM108 196H110V193L107 195V198H108ZM183 196L184 195H182V197ZM218 196H219V194H218ZM129 197H132V195ZM145 197H147V195ZM215 197H216V194H215ZM68 198L64 197L65 200L66 199L68 200ZM107 198L106 199L104 198L105 201L108 200ZM161 198H162V196H161ZM171 198L172 197H170V199ZM131 199H133V198H131ZM175 199H174V201L178 200V199L177 200H175ZM72 200H73V198H72ZM162 200H165V199L163 198ZM218 200H219V197H218ZM131 201L132 200H130V202ZM260 201H261V199H260ZM133 202H134L135 206H136V204L139 203L138 201H133ZM135 202H138V203H135ZM153 202H155V201H153ZM108 203H109V201H108ZM145 203H147V202H145ZM131 204H133V203H131ZM163 204L165 205L166 203L164 202ZM173 204H174V202H173ZM216 206H217V204H216ZM216 206L213 205V207H216ZM218 206H220V205H218ZM168 207L170 208V206H168ZM213 207H211V208H213ZM141 208L143 209V207H141ZM57 209L58 208L55 207L53 210H57ZM174 209H175V206H174ZM214 209H216V208H214ZM176 210H178V209H176ZM250 210H252V209L250 208ZM223 211H221V213H223ZM254 212H255V209H254ZM84 213H82L80 216L77 215L76 220H80L81 222L83 221L85 224L82 222V225H79V226L75 225L72 227L73 229L72 228L70 229V231L72 232L76 229L86 230L85 234H83V236H82V239L85 242L89 239V236H90V232H88L87 229L90 227H93V224H94L93 220L94 219L92 220V218H90L91 217L90 215L87 217ZM256 213H257V211H256ZM259 214H261V213H259ZM148 215L149 214H147V213L146 214L145 213L144 214L138 213L135 216L137 219L136 218L135 219L142 226H151L150 221L148 222L144 219ZM150 215L152 216V214H150ZM172 215H174V213ZM213 215L214 216L217 215L216 216L217 218L214 217L216 219L210 220V218L213 217ZM56 217H60V216H56ZM148 217H150V216H148ZM262 217H264V216L262 215ZM173 222L174 221H172V224H173ZM139 224H137V225H139ZM212 225L214 227L213 230H211V231L205 230L206 228L211 227ZM130 232H134V230H132ZM212 232H213L214 236H212V234L209 235V233H212ZM147 233H149V231ZM132 234L133 233H131V235ZM149 235H150V233H149ZM166 235H164V236H166ZM12 236H11V238H12V241L14 242ZM128 236H129V234H128ZM17 240H19V239H17ZM213 241L215 242V244L213 243ZM8 242H9V239H8ZM212 243L214 245L218 244L217 247L212 248ZM83 245H85V243H82V246ZM6 247L13 248V251H9L8 249H6ZM87 248L90 249L91 248L90 245H88L86 247V249ZM263 249H264V247H263ZM82 254H84V253H82ZM86 256L88 258H90V261L80 263L84 259L83 257H85V256H83V257L81 256L78 259L76 258V260H74L72 262V264H108L109 262H111V261L105 260L108 263H104L102 260H99L98 257L94 258L93 255H92L93 256L92 257L90 255V253L86 254ZM87 257H86V259H87ZM40 259H41V261H39ZM124 259L126 260V258H124ZM134 261H136V260L134 259ZM134 261H133V264H137V263L141 264V263H139L140 260H137V263H134ZM161 261H164V260L162 259ZM126 262H127V260H126ZM126 262H124V263H126ZM172 262H174V259ZM182 262L184 263V261H182ZM119 264H121V263H119Z\"/></svg>", "mask_w": 264, "mask_h": 264}, {"label": "clouds", "instance_id": "9594fccd", "mask_svg": "<svg viewBox=\"0 0 264 264\" xmlns=\"http://www.w3.org/2000/svg\"><path fill=\"white\" fill-rule=\"evenodd\" d=\"M88 22L95 26L96 35L92 39L100 50L119 49L126 39L128 28L125 26V11L113 4L105 11L93 3L88 9ZM116 183L120 190L129 193L137 201L142 200L147 191L142 188L141 175L135 165L121 166ZM247 230L253 238L264 237V217L253 216L247 224ZM234 264H264V249L250 248L238 254Z\"/></svg>", "mask_w": 264, "mask_h": 264}]
</instances>
